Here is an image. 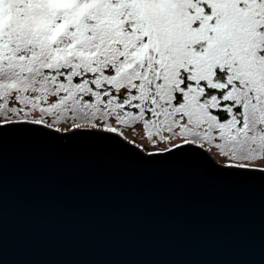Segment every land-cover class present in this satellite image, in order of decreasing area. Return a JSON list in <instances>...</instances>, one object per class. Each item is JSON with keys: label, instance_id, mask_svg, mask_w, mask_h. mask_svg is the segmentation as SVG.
Returning a JSON list of instances; mask_svg holds the SVG:
<instances>
[{"label": "snow or ice", "instance_id": "1", "mask_svg": "<svg viewBox=\"0 0 264 264\" xmlns=\"http://www.w3.org/2000/svg\"><path fill=\"white\" fill-rule=\"evenodd\" d=\"M20 131L264 179V0H0V144Z\"/></svg>", "mask_w": 264, "mask_h": 264}, {"label": "water", "instance_id": "2", "mask_svg": "<svg viewBox=\"0 0 264 264\" xmlns=\"http://www.w3.org/2000/svg\"><path fill=\"white\" fill-rule=\"evenodd\" d=\"M31 131L0 144V264H264V179Z\"/></svg>", "mask_w": 264, "mask_h": 264}]
</instances>
